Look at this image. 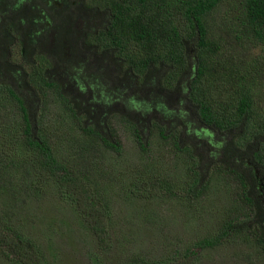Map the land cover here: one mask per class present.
I'll return each mask as SVG.
<instances>
[{
	"label": "trees",
	"instance_id": "16d2710c",
	"mask_svg": "<svg viewBox=\"0 0 264 264\" xmlns=\"http://www.w3.org/2000/svg\"><path fill=\"white\" fill-rule=\"evenodd\" d=\"M14 46L21 61L13 59ZM255 48L264 51V0H0V129L6 134L0 138V183L9 193L42 192L54 184L82 194L84 210L89 205L94 215V235L105 245L103 218L112 209L99 202L105 198L100 189L120 180L115 189L130 200L193 202L218 170L231 185L230 207L219 228L188 247L187 256L226 242L253 245L264 256V59L253 56ZM51 94L68 113L63 139L80 152L78 160L56 152L58 133L45 115ZM160 101L182 109L184 123L208 132L212 142L189 139L183 122L162 120L149 107ZM115 124L133 134L144 159L142 170H126L123 178L102 166L106 151L124 153ZM156 132L184 157L179 179L155 172L148 145ZM14 145L29 154L11 156L6 147ZM206 149L216 153L207 166ZM15 169L24 175L17 186L6 180ZM9 198L10 209L0 206V253L17 264H49L38 239L15 224L17 197ZM173 258L130 257L122 264H171Z\"/></svg>",
	"mask_w": 264,
	"mask_h": 264
},
{
	"label": "rangeland",
	"instance_id": "374dc122",
	"mask_svg": "<svg viewBox=\"0 0 264 264\" xmlns=\"http://www.w3.org/2000/svg\"><path fill=\"white\" fill-rule=\"evenodd\" d=\"M256 55L261 60L264 59V51L261 48L254 49L253 56ZM13 59L16 61L22 59V52L17 46L13 47ZM262 63L260 102L264 106V62ZM52 94L50 98L53 100L49 102L45 115L51 120V127L55 125L58 133L53 142L57 148L56 152L61 158L69 155V161L78 160L77 155L80 152L75 153L71 150L66 139H63L65 131L63 117L68 116V113L66 114L58 96ZM133 102L137 103V100ZM168 105L166 101H160L157 104H150L149 107L157 110L162 120L180 122L181 125L183 122L188 126L186 131L189 139L195 136L196 139L206 141L208 144L212 142L210 139L207 140L208 132H196L189 123H184L186 115L182 109L173 106L169 108ZM8 110L17 113L16 108L9 107ZM144 113L151 115L149 109ZM115 126L124 153L120 157L113 151H106L107 157L105 156L104 159L108 162L102 166L110 173L113 172L115 177L118 176L113 168L118 169L123 178L126 170L132 169L134 172L142 170L144 159L133 134L120 124ZM75 133L77 138L82 137L79 130L75 129ZM4 137L6 134L0 129V138ZM149 141L148 152L158 164L156 173L167 172L173 178L185 173L186 163L183 155L179 158L174 155L171 147L159 137L157 132L153 138H149ZM206 150L209 155L203 161L205 166L209 163V159L215 158L216 155L214 151ZM6 152L11 156L19 154L21 158L29 154L20 145L6 147ZM97 160L98 158L94 160L96 161L94 170L101 162ZM212 162L214 161L211 160ZM10 174L11 176L6 180L16 183V186L18 183L20 185L21 180L24 179L23 171L15 169ZM2 176L3 173L0 171V180ZM116 182L115 187L100 189V193L105 198L100 197L99 202H108L112 209L111 215L103 218L109 230L105 245H102L99 237L94 235L92 227L94 215L91 207L88 205L90 211L87 213L84 210L86 205L83 195L72 190L71 192L66 191V188L56 190L52 188L54 184H49L44 186L42 192L34 188L32 190L24 188L9 193L12 190H7L2 182L0 206L6 204L10 209L9 195L14 194L17 197L14 201L16 213L13 220L20 229L38 239L42 254L46 255L49 264H122L130 257L159 261L173 254L171 264H264V256L255 246L238 242H226L221 246L201 251L194 248L195 255L186 254L188 247H192L197 240L214 233L219 228L230 207L231 185H226L225 176L220 171L212 172L207 192L193 202L163 196L130 200L125 193L116 191V184L120 188L122 181L116 180ZM10 187L11 185L8 186ZM0 264L17 263L0 253Z\"/></svg>",
	"mask_w": 264,
	"mask_h": 264
}]
</instances>
